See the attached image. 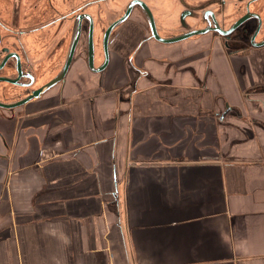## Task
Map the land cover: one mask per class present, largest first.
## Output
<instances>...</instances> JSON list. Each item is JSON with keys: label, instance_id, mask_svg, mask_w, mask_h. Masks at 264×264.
I'll return each instance as SVG.
<instances>
[{"label": "crops", "instance_id": "0c3cea01", "mask_svg": "<svg viewBox=\"0 0 264 264\" xmlns=\"http://www.w3.org/2000/svg\"><path fill=\"white\" fill-rule=\"evenodd\" d=\"M196 73L154 70L114 169L102 119L61 123L70 152L36 169L0 152V264H264L262 76ZM227 101L242 115L220 118Z\"/></svg>", "mask_w": 264, "mask_h": 264}, {"label": "flooded vegetation", "instance_id": "af4514ba", "mask_svg": "<svg viewBox=\"0 0 264 264\" xmlns=\"http://www.w3.org/2000/svg\"><path fill=\"white\" fill-rule=\"evenodd\" d=\"M220 66L260 74L246 92H264V0H0V152L36 169L70 152L61 123L102 119L93 144L111 146L114 169L118 124L132 129L136 94L164 77L156 68Z\"/></svg>", "mask_w": 264, "mask_h": 264}, {"label": "water", "instance_id": "95a60500", "mask_svg": "<svg viewBox=\"0 0 264 264\" xmlns=\"http://www.w3.org/2000/svg\"><path fill=\"white\" fill-rule=\"evenodd\" d=\"M230 111L236 112L238 115H242V112L240 108L236 105L231 104L229 101L225 103V106L222 111H218L217 115L220 116V118H223L226 116Z\"/></svg>", "mask_w": 264, "mask_h": 264}, {"label": "rangeland", "instance_id": "374dc122", "mask_svg": "<svg viewBox=\"0 0 264 264\" xmlns=\"http://www.w3.org/2000/svg\"><path fill=\"white\" fill-rule=\"evenodd\" d=\"M163 81H164V80H160V81H158V82H163ZM17 176H18V175H16L15 177L17 178Z\"/></svg>", "mask_w": 264, "mask_h": 264}]
</instances>
